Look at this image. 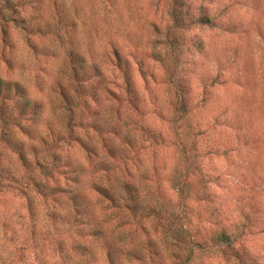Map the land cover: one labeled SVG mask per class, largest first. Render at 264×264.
Wrapping results in <instances>:
<instances>
[{
  "label": "rangeland",
  "instance_id": "1",
  "mask_svg": "<svg viewBox=\"0 0 264 264\" xmlns=\"http://www.w3.org/2000/svg\"><path fill=\"white\" fill-rule=\"evenodd\" d=\"M0 78V264H264V0H0Z\"/></svg>",
  "mask_w": 264,
  "mask_h": 264
},
{
  "label": "trees",
  "instance_id": "2",
  "mask_svg": "<svg viewBox=\"0 0 264 264\" xmlns=\"http://www.w3.org/2000/svg\"><path fill=\"white\" fill-rule=\"evenodd\" d=\"M6 93V94H13L16 96H24V91L23 87H21L18 83H12V82H7L3 81L0 78V93ZM29 104V103H28ZM96 191L103 197L107 198L108 200H114L113 196L107 191V189H104L103 187H97ZM147 206H144L140 204L138 201L135 199V203L131 207V211L137 213V211H140L142 214H146L150 211ZM154 210V209H152ZM111 258V256L109 255ZM111 264H113V260L110 261Z\"/></svg>",
  "mask_w": 264,
  "mask_h": 264
}]
</instances>
